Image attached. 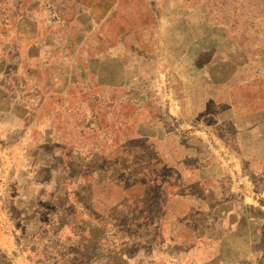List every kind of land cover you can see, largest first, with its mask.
Returning a JSON list of instances; mask_svg holds the SVG:
<instances>
[{
  "label": "rangeland",
  "instance_id": "1",
  "mask_svg": "<svg viewBox=\"0 0 264 264\" xmlns=\"http://www.w3.org/2000/svg\"><path fill=\"white\" fill-rule=\"evenodd\" d=\"M8 46L12 49L4 53ZM7 53L12 63L25 64L18 69L6 64ZM28 70L32 81L25 96L37 98L40 76L71 94L54 122L58 142L66 145H59L64 149L58 147L62 153L54 164H62L33 172L55 180L46 190L60 198L47 203L61 206V214L53 206L42 215H24L22 200L13 197L19 186L3 179L15 174L23 183L32 174L26 172L28 157L36 154L45 163L56 156L49 145L38 157L33 148L24 153L23 145L12 143L18 135L11 131L13 119L28 114L20 107ZM8 73L16 86L7 83L5 93L0 91V264H76L43 253L46 246L33 239L39 233L36 221L69 219L77 210L79 218L91 220L94 210L96 222L126 223L112 235L150 238V222L166 218L162 202L151 195L165 193L153 172L160 156L191 150L180 143L194 134L210 148L225 146V140L230 148L231 120L240 128L254 126V133L239 130L263 148L264 0H0V77ZM119 93L127 99L120 117L105 118L121 122L115 139L93 125L104 119L105 110L116 108ZM176 106L182 110L177 119L171 111ZM197 108L207 114H187ZM15 152V165H9ZM160 171L173 181L169 171ZM94 231L99 236L101 229ZM118 244L111 242L112 248ZM121 248L135 251L133 244Z\"/></svg>",
  "mask_w": 264,
  "mask_h": 264
},
{
  "label": "crops",
  "instance_id": "2",
  "mask_svg": "<svg viewBox=\"0 0 264 264\" xmlns=\"http://www.w3.org/2000/svg\"><path fill=\"white\" fill-rule=\"evenodd\" d=\"M11 49L12 47L8 46L4 53ZM6 55L8 59L5 63L14 64L15 69L25 64L12 63L14 61L8 57V53ZM26 73L29 76L22 84L21 91L18 90L22 94L27 92L25 86L30 85L32 81L31 71L28 70ZM11 77L9 73L0 77V87L7 83L16 86L15 82L10 84ZM43 80L41 76L38 78L36 99L32 98V95L23 94L24 104L20 107H23L28 114L13 119L11 131L18 135H14L12 143L13 146L23 145L19 149L24 153L30 147L33 148L38 157V151L47 150L49 145L50 152L56 156L45 163L40 158L37 159L36 154H32V158L28 157L29 168H26V172L28 170L32 174L26 181L23 180V183H20L18 175L14 174L11 178L8 173L3 174V179L8 184L10 181L13 187L19 186V190L13 192V197L19 202L22 200L24 215L35 213L42 215L53 206L57 207L59 209L57 212L61 214V206L47 203L55 201L53 198H60V194H50L46 190V187L55 180L36 177L35 173L39 170L52 171L62 164L61 162H58V166L54 164L57 162L56 157H61V150L64 149L59 146L63 144L57 140L54 122L67 108L65 106H68L71 94L67 92L66 87L57 90ZM68 83L63 82V84ZM6 86L0 88L2 89L0 91L5 93ZM6 94H3L4 98L7 97ZM117 96L113 99L116 108L105 110L104 119L96 120L93 125L94 131H100L102 128L103 132L111 134L113 138L116 137L115 139L120 136L118 132L121 122L118 120L105 122V118L112 115L120 117L121 109L127 99L125 94L119 93ZM52 100L58 103L66 101V104L57 105L51 103ZM18 107L19 104L15 108ZM171 111L172 117L176 119L182 117V110L178 106ZM193 113H198L200 116L207 114L205 108L187 110L188 115ZM199 121L200 119L197 120ZM231 122L233 129L230 132L235 135V140L231 142L230 148L227 147L229 145L227 140L223 147L214 145V148H210L205 143L197 142L195 139L198 138H195V135L199 134H194L185 137L180 143L181 145L186 143L191 150L166 159L160 156L154 163L160 170L169 171L173 181L169 180L168 175L164 177L159 169L153 171L160 181L153 179L158 184L157 188L165 190V193L151 195L162 202L161 207L166 218L163 215V218L150 222L153 232L150 238L137 236L126 238L120 236L119 232L112 235V229H120L126 223L118 221L112 224L105 220L96 222L94 210L91 213V220L79 218L77 210L70 212L69 219L55 216L54 219L36 221L39 233L33 234V239L39 242V245L44 244L46 248L43 253L54 254L56 261L61 255L62 261L67 259L76 264H111L112 260L120 262L119 258L122 259L123 264H149L147 262H151L150 264H264V145L263 148H258L255 147L257 140L252 143L250 139H243V132L239 129L246 128L247 131L254 133V126L240 128L234 124V120ZM218 123L219 120L215 124V135L219 129ZM198 132L200 130L197 129L196 133ZM218 138L223 144L222 137L218 136ZM178 140L180 141L181 137ZM16 157V152L10 156L12 160L9 161V165H15ZM36 170L37 172L33 173ZM20 184L24 189H20ZM195 214L193 218L191 215ZM132 224L142 226V222ZM96 227L101 229L99 236L95 235ZM112 240L119 243L117 247L112 248ZM131 244L135 246L134 252L127 253L122 250L121 247ZM51 246H54V252L48 251ZM66 251H71L69 258L65 257ZM41 253L42 251L40 255L43 254Z\"/></svg>",
  "mask_w": 264,
  "mask_h": 264
}]
</instances>
